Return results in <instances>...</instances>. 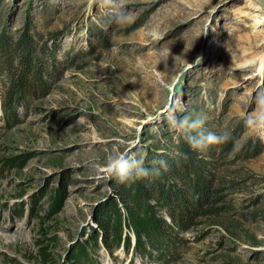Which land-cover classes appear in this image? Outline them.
Segmentation results:
<instances>
[{
  "label": "rangeland",
  "instance_id": "obj_1",
  "mask_svg": "<svg viewBox=\"0 0 264 264\" xmlns=\"http://www.w3.org/2000/svg\"><path fill=\"white\" fill-rule=\"evenodd\" d=\"M125 5L134 22L105 30L87 0H0V264H264V136L245 123L264 88V7ZM169 108L206 112L242 147L193 150ZM128 149L169 170L119 183L106 159ZM144 203L157 238L131 211Z\"/></svg>",
  "mask_w": 264,
  "mask_h": 264
},
{
  "label": "clouds",
  "instance_id": "obj_2",
  "mask_svg": "<svg viewBox=\"0 0 264 264\" xmlns=\"http://www.w3.org/2000/svg\"><path fill=\"white\" fill-rule=\"evenodd\" d=\"M98 7L104 10L102 25L109 30L114 25H128L134 22L135 13L128 9L125 0H87V7ZM256 105L255 114L246 118V126L256 136H264V88L257 89L253 94ZM170 128L181 133L193 150L204 151L212 145L233 143V148L239 151L242 145L227 129L220 132L208 130L205 125L208 115L204 111L185 109L184 114L178 115L175 108H169L164 113ZM184 160L188 159L187 153H177ZM106 172L110 177H115L119 183H131L137 179H145L161 175L162 170L168 171L166 160H153L146 165L143 159L137 157L131 149L120 152H110L105 164Z\"/></svg>",
  "mask_w": 264,
  "mask_h": 264
},
{
  "label": "trees",
  "instance_id": "obj_3",
  "mask_svg": "<svg viewBox=\"0 0 264 264\" xmlns=\"http://www.w3.org/2000/svg\"><path fill=\"white\" fill-rule=\"evenodd\" d=\"M13 78H14L13 79L14 81L12 80V87L24 89L23 88L24 87V83H22V81L20 80L22 78H20V76L18 74H16V76L14 75ZM19 82H21V84ZM21 89H19V91ZM132 189H136V191H138L137 193H141L134 186L132 187ZM125 192H126V197H125L126 200L129 201V202H132V201L135 202V199L137 198V193L134 194V192H132L131 190H127ZM203 192H205V190H203ZM131 207H132L131 211L134 213V215L136 217V220H137V226L141 230H143L142 233H144L149 238H151L152 236H155V238H157L158 229H159L158 226L160 224V220L152 219L150 217L148 218L146 216V209L149 206H147V204L144 203V204H142V207L139 204L132 205ZM113 210L115 211V213H117L116 208L115 209L113 208ZM183 219L184 218H182V220Z\"/></svg>",
  "mask_w": 264,
  "mask_h": 264
},
{
  "label": "water",
  "instance_id": "obj_4",
  "mask_svg": "<svg viewBox=\"0 0 264 264\" xmlns=\"http://www.w3.org/2000/svg\"><path fill=\"white\" fill-rule=\"evenodd\" d=\"M256 2H258L259 4H261L264 7V0H255Z\"/></svg>",
  "mask_w": 264,
  "mask_h": 264
},
{
  "label": "bare ground",
  "instance_id": "obj_5",
  "mask_svg": "<svg viewBox=\"0 0 264 264\" xmlns=\"http://www.w3.org/2000/svg\"><path fill=\"white\" fill-rule=\"evenodd\" d=\"M263 11H264V8H263Z\"/></svg>",
  "mask_w": 264,
  "mask_h": 264
}]
</instances>
